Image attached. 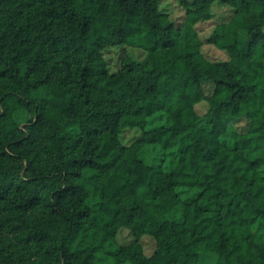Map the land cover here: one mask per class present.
I'll use <instances>...</instances> for the list:
<instances>
[{
    "label": "trees",
    "instance_id": "1",
    "mask_svg": "<svg viewBox=\"0 0 264 264\" xmlns=\"http://www.w3.org/2000/svg\"><path fill=\"white\" fill-rule=\"evenodd\" d=\"M160 1L0 0V264H264V0Z\"/></svg>",
    "mask_w": 264,
    "mask_h": 264
},
{
    "label": "rangeland",
    "instance_id": "2",
    "mask_svg": "<svg viewBox=\"0 0 264 264\" xmlns=\"http://www.w3.org/2000/svg\"><path fill=\"white\" fill-rule=\"evenodd\" d=\"M160 8L168 13L170 19L173 20L176 25H179L183 22L186 9L184 8V6H182V4H180L179 0H161ZM212 10L214 13L213 17L208 20H201L197 22L195 24V28L198 32V35L204 40V43L202 45V51L204 55L211 60H226L228 58V54L225 52V50L220 49L214 43H209L205 40L211 34L215 24L227 19L232 14L233 9L229 5L215 1L213 3ZM125 54L131 55L134 58H142L145 54V51L130 46L109 47L108 49L104 50V56L107 59L111 69H116L118 67L120 57ZM206 87H209L208 84ZM195 108L197 110V113L203 114L208 109V103L206 100H202L199 103L197 102ZM15 114L16 117L22 121L26 117L27 113L23 108H16ZM244 125L245 122H240L235 126L237 127V129L241 130ZM137 134L138 130H135L133 128L126 129L122 133V142L124 144H129ZM134 238L135 236L128 228L122 227L117 233L116 241L120 244H125L131 242ZM139 242L144 252L148 255H150L156 247L155 239L147 234L142 235V237H140L139 239ZM204 258L207 262L211 261L214 258V254L212 252H207Z\"/></svg>",
    "mask_w": 264,
    "mask_h": 264
}]
</instances>
